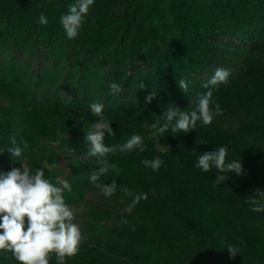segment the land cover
<instances>
[{
    "label": "trees",
    "instance_id": "trees-1",
    "mask_svg": "<svg viewBox=\"0 0 264 264\" xmlns=\"http://www.w3.org/2000/svg\"><path fill=\"white\" fill-rule=\"evenodd\" d=\"M3 1L8 7L15 6L25 31L37 37L39 44L36 49L37 55L45 59L55 56L51 53L53 48L49 49L50 46L61 45L59 48H55L56 52L64 51L68 52V55L96 52L103 57H106L109 52L114 57H125L127 53L135 58L134 61H139L142 60V57H137L135 54L145 49L143 46L147 45V42L150 43L147 39L139 40L128 45L127 51L125 49L122 51L123 47L120 45L124 37L122 34L120 38L111 42L112 51H105L103 49L105 44L103 39L101 40L105 33L104 30L99 29L101 22L99 18L102 17L104 9L102 7H100L101 9L95 7L89 9L92 19L87 20L86 28L81 27L75 39L69 40L65 32L62 35H56V29H60L59 24L49 22L43 29L39 26L25 8L30 0ZM38 1L41 7H44V11L50 9V0ZM51 1L55 6L54 10L69 4L68 0ZM195 7V4H177V9L172 12L175 17L170 19L172 20L173 36L180 38L178 44L183 55L188 58L187 60L198 59L202 68L221 67L230 71L228 82L215 86L216 91L213 89V98L219 104L222 113L226 115L228 122L233 119L239 125L249 124L247 126L251 127L253 132H257L259 136L247 134L246 137L252 140L244 147L239 146V148L236 147L232 139L230 142L208 145V135L205 136L206 130L200 121H197L193 131L186 134L172 133L169 129L163 135H153L156 130L152 129L151 125L161 116L154 115L156 112H162L156 110V96L149 103H145V97L150 92L156 94V89L143 82L145 87L141 90L138 85L142 81H133V78L128 76L119 75L116 77L114 82L118 83L121 88L128 89L132 94H140L141 98L135 99L134 102L126 101L107 109L103 119L111 122L110 127L115 135L106 136L104 143L106 146L122 145L133 134H137L143 137L145 150L143 152L136 150L131 153L117 152L108 156L109 163L116 164L120 172L117 174L109 169L108 173L102 176L97 183L108 185L112 180H115L116 192L109 198L110 204H104L103 207L97 206L94 213L88 216L89 219L83 222L89 244L80 247V251L75 257L79 264H93L98 262L97 260L102 262L110 260L119 263L120 256L111 247L105 245L106 240L113 248L117 247L129 250V252L130 250L135 251L133 257L129 256L135 258L134 262L142 258L145 262L141 264H149V262L156 264L155 259L158 257L159 251L165 247L170 250V253L166 250L168 255L173 254L174 250L170 243L173 241V237L181 235L182 238L188 233L198 241L203 251L216 250V256L213 259L218 260L222 256L218 249L220 247L226 249L232 238L231 231L243 233V241L246 245L242 247V250L249 255L251 264H264V237L258 238L256 232L249 235L247 231L258 230H251L245 225L249 217L240 216L245 213L251 214V211L244 209L245 201L249 199L251 192L247 195L241 188L227 182L229 177L227 173H219V175H224L226 180L217 186L214 183L216 179L214 172H217L215 168L205 173L195 166L198 156L205 150L210 152L226 146L228 148L226 160H240L245 176L263 172L264 61L261 62V59H264V43L261 44L263 47L261 46L256 57L237 52L228 56L225 48L222 49L220 45L213 44L214 39L233 37L245 40L247 35L237 27L235 31H230L224 25L218 24L210 17L198 12L199 10ZM14 39H17L14 51L20 55V52L25 50L23 39L17 34L14 35ZM213 46H216L219 51H214ZM166 57L169 60L170 56ZM127 62L128 60L125 63ZM84 70L86 73L88 72L87 68ZM256 73L259 74L253 75ZM20 75L22 74L0 75V149L4 150L0 157V169L10 162L18 161L13 160L8 152V149L12 147L11 136L16 137L17 144H21L23 140L29 146L37 144L41 140L59 141L61 147H69L76 154L80 153L85 157L82 162L75 161L78 168L77 173L81 172V180L85 179L87 185L93 188L95 185L90 182L89 175L100 165L94 157L87 156L89 145L85 136L91 125L99 122L101 117L88 113V109L92 103H103L106 96L99 91L101 89L94 94L78 89L74 96L69 97L70 99L56 98L52 96V90L41 78L38 79L41 82L38 87L34 85V79H21ZM212 76L191 75L192 78L197 79L194 82L199 83L200 86L196 87L199 92L191 95L201 93L204 90L203 84L207 83ZM83 82L86 81L83 79L76 81L79 85ZM35 88L36 91H34ZM185 94L186 92L180 91L179 95H172V99L163 94L162 96L165 98H162L163 102L161 101L160 105L162 109H165L164 113L172 104L170 103L172 100L176 101L179 98L188 103L191 96ZM248 99L258 102V107L254 114H251V106H247L248 114L246 116L244 113L239 115V112H236L238 109L236 103L239 106L241 101ZM138 102L141 104L139 108L134 106V103ZM163 105L166 108H163ZM148 108L153 112V115ZM190 108L195 110L196 103L190 105ZM236 114L240 116L239 119H234ZM145 120L149 122L145 124ZM163 122L161 121V124ZM225 137L227 136L225 135ZM156 142L167 147L168 151L164 158L159 157L164 162L163 165L157 171H153L150 167H145L141 161L158 157V153L154 151ZM252 147H255L256 150L252 151ZM193 148L196 150L195 154L192 153ZM254 153H257V156ZM38 164L36 169H43L44 178L53 177L48 170H44L43 163ZM139 164L142 166L139 167ZM32 167L29 169L34 174L36 169L33 170ZM66 181L69 184L72 183V190L71 192L64 191V199L68 202L71 200L78 202L79 198L77 199L76 196L79 193L80 183L73 182L72 179ZM125 188L132 195H126L123 191ZM224 191H228L227 198L224 197ZM142 193H147V199H141L133 205L135 195ZM114 215L120 217L123 226H126L128 231H122L120 237L109 240L115 235L116 229L120 227L115 221ZM154 241L159 243H154ZM1 256L2 260H7L9 253L1 252ZM129 257L128 259H130ZM119 264H128V260Z\"/></svg>",
    "mask_w": 264,
    "mask_h": 264
},
{
    "label": "rangeland",
    "instance_id": "rangeland-1",
    "mask_svg": "<svg viewBox=\"0 0 264 264\" xmlns=\"http://www.w3.org/2000/svg\"><path fill=\"white\" fill-rule=\"evenodd\" d=\"M49 2L50 9L48 11H44V7H41L38 0H30L25 8L28 11L27 13L37 23L39 16L44 14L47 17L48 23L53 22L59 24L60 29H56V35H62L65 31L60 24V17L67 13L69 5L75 3L76 0H68V5H62L57 10H54L55 6L53 5V1L50 0ZM179 3H183V5L195 4V8L199 10L198 12L210 17L216 23L224 25L230 31H235L237 27L240 31L242 30V33L247 35L245 40L233 37H219L214 39L213 44L220 45L222 49L225 48L228 56L237 52L256 57L257 52L259 53L261 44L264 43V0H94L90 9L92 7L96 9H101L100 7L104 8L102 10V17L99 18V21H101L99 29L104 30L105 33V36L103 35L101 38L105 44L103 49L105 51H112L111 42L120 38L122 34L124 35L120 44L123 47L122 51L124 49L127 51L128 45L134 42L147 39L150 43L147 42V45L143 46L145 49L135 54L137 57H142V60L139 61H134L135 58L127 55V53L125 57H114L109 52L106 57H103L96 52H87L81 55H68V52L64 51L61 53L56 52L55 48H59L61 45L49 47V49L53 48L51 53L55 55L52 58L45 59L44 57H39L36 53V49L39 47L37 37L25 31L20 17L17 15L15 6L13 8L11 6L8 7L4 4L3 0H0V75L22 74L20 75L21 79L32 78L35 80L34 85L38 87L40 86L39 83H41L38 79L41 78L52 90V96L56 98L74 96L78 89L80 91H90L93 94L101 89L99 91L106 96V100H103V116L107 113L108 108L120 105L126 101L134 102L135 99L139 100L141 98L140 94L129 93L126 88H122L120 93L111 91L109 84L114 82L115 78L119 75L131 77L133 81L145 82L149 87L156 89L155 107L156 110H161L162 112H156V115H154L156 117L159 115L163 116L164 114L163 110L165 109H162L160 105L162 98L170 96L172 99V95H179L180 91L183 90H180L178 87V81L184 79L188 82L192 81L189 84V91L185 94L190 95L191 99L186 103V101L183 102L177 98L176 101L172 100L170 102L172 103L170 106L181 111L189 112L192 110L190 105L196 103L198 95L208 91L204 87L201 93L191 95L192 93L199 92L196 87H200L199 83L194 82L197 80L195 78L196 76L192 78L191 75L204 77L214 75L212 73H214L215 68H202V64L198 59L187 60L188 58L183 55L178 44L180 38L173 36V31L171 30L172 20H170L174 19L175 15L172 12L177 9V4ZM89 17L88 12L85 22L82 25L85 28L87 26V20L92 19ZM39 26L42 29L46 27V25L41 24ZM16 34L21 36L25 45V50L20 52L21 56L14 51L17 41V39H14V35ZM213 49L216 52L219 51L216 46H213ZM160 56L161 59H159ZM166 56H170L169 60ZM120 58L122 59L119 60ZM127 60L128 62L125 63ZM262 61L264 59H261ZM84 68L88 69L87 73ZM80 79L86 82L80 85L77 84L76 81ZM36 90L35 88L34 91ZM214 90L216 91L215 88ZM163 94L165 96H162ZM134 106L139 108L141 104L140 102L134 103ZM236 106L238 107L236 112H239V115L244 113L246 116L248 114L246 107L251 106V114H254L258 107V102L253 99H248L241 101L239 106L236 103ZM163 108L166 107L163 105ZM149 111L153 115L150 109ZM88 113H91L90 107ZM239 117L236 114L234 119H239ZM148 122L145 120V124ZM247 125H239L233 119L231 122H228L226 115L222 113L215 115L210 125L202 126L206 130L205 136L208 135V145L224 143L226 141L230 142V139H232L236 147L239 148V146L244 147L245 144L252 140L246 137L247 134L259 136L257 132H253V129ZM255 150L256 148L252 147V151ZM2 151L4 152L3 149H0V157ZM154 151L158 153V157L164 158L167 155L168 149L156 142L154 144ZM204 152H207V150ZM75 154L71 148L61 147L59 141L41 140L37 144L29 146L20 158H16L15 161L18 160L17 162H10V164L4 165L0 169V172L6 173L13 167L20 168L21 166L27 167L28 169H31V166H33L32 169L35 170L39 165L38 163H43L45 166L44 170H48L50 175L53 176L49 179L50 182L55 184L58 178L63 180L72 179L73 182L78 181L80 183L79 193L76 196L77 199L79 198L78 202H73L72 200L68 202L65 199V203L74 213L73 223L79 225L81 233L84 236V240L80 245L82 248L83 245L89 244L87 243L88 238L84 231L83 222L89 219L88 216L94 213L97 206L103 207L104 204H110L111 201L109 198L111 197H105L100 189L95 186L93 188L90 185L88 186L85 179L81 180V172L77 173L78 168L75 165V161L82 162L85 157L80 153ZM254 154L257 156V153ZM138 166L141 167L142 164ZM243 172L239 176L235 175V173H227L229 174L227 182L241 188L247 195L251 192L248 198L254 195L255 189L263 191L264 170L260 174L254 173L251 176H245ZM214 175L217 176L219 173L214 172ZM224 193V197L227 198L228 191H224ZM257 198L260 199V197ZM248 200L246 199L245 201L244 209L250 212L253 206L247 202ZM114 216L115 221L118 222L120 227L116 229L115 235L109 240L120 237L122 231H128L127 227L123 226L124 224L121 222L120 217ZM240 216L249 217V222L247 221L245 225L251 230H258L247 231L249 235L256 232L258 238H261V236L264 237V212L255 213L251 211V214L245 213ZM230 235H232V238L228 245H233L238 249V255L233 259L228 258L229 253L227 252V247L225 250L220 247L218 250L222 256L218 260H214L216 250L211 252L203 251L198 241L188 233V235H184L182 238L181 235L173 237V241H170L172 243V250H174L173 254L168 255L166 250L169 253L170 250L168 247H165L159 251L155 262L156 264L162 262L167 264H207L208 262L209 264H251L249 255L242 250V247L246 245L243 241V233L241 231H231ZM230 235L228 236L230 237ZM154 243L159 242L154 241ZM105 245L111 247L120 256V259H118L119 263L125 262L126 260H128V264H141L145 262L142 258L134 262L135 258L132 257L135 251L133 250L129 252V250L117 247L113 248L108 240L105 241ZM76 256L66 258L65 264H79L75 260ZM129 256L132 257L130 258ZM1 257L0 252V264H18L11 253H9L7 260H2ZM97 261L93 264H119L116 261L110 260L106 262ZM49 264H57L55 255L51 256ZM149 264H152V262H149Z\"/></svg>",
    "mask_w": 264,
    "mask_h": 264
},
{
    "label": "clouds",
    "instance_id": "clouds-1",
    "mask_svg": "<svg viewBox=\"0 0 264 264\" xmlns=\"http://www.w3.org/2000/svg\"><path fill=\"white\" fill-rule=\"evenodd\" d=\"M93 3L94 0H76L69 5L67 13L60 17V24L69 40L78 36ZM38 23L47 25V17L41 14ZM230 75L229 70L217 67L214 75L203 85L208 91L196 98L195 110L181 111L169 106L163 116H159L160 119L151 125V128L156 130L153 135H163L169 129L172 133L186 134L195 129L197 121L205 126L210 125L215 115L222 114V109L213 98V89L219 84H226ZM138 87L142 90L145 85L141 82ZM178 87L183 92H188L189 82L180 79ZM109 88L114 93L122 91L116 82L110 83ZM155 96V92H150L145 97V103L151 102ZM89 107L92 115L101 117L99 122L91 125L85 136L89 145L87 156L94 157L100 165L90 173L89 180L105 197H111L116 192V181L112 180L108 185L97 183L109 169L117 174L120 172L116 164L109 163L108 156L117 152L131 153L136 150L143 152L145 150L143 137L133 134L122 145L106 146L105 137L115 134L110 127L111 122L103 119L104 104L96 102ZM161 119L164 121L163 124ZM10 141L12 147L8 152L13 160L20 158L29 147L23 140L21 144H17L15 136H11ZM192 153H196L195 148ZM227 156L228 148L222 146L217 150L200 154L195 166L205 173L215 168L218 173L241 175L243 169L240 160L227 161ZM141 163L157 171L164 162L156 157L152 160H142ZM225 180L224 175H217L214 183L218 186ZM65 190L69 192L72 190L66 180L58 178L54 184L44 178V171L40 168H37L34 174L23 166L13 167L6 173L0 172V252L11 253L18 264H49L52 255H55L57 264H65L66 258L77 255L84 236L79 225L73 223L74 213L65 203ZM123 191L126 195H132L126 188ZM141 199H147V193L135 195L133 205ZM247 202L253 206L252 212H264V191L255 189L254 195ZM227 252L229 259L238 255V249L233 245L227 246Z\"/></svg>",
    "mask_w": 264,
    "mask_h": 264
}]
</instances>
